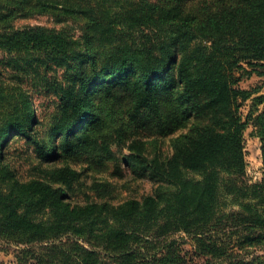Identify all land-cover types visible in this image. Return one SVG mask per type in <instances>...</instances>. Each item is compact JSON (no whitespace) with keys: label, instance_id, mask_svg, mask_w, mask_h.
<instances>
[{"label":"trees","instance_id":"obj_1","mask_svg":"<svg viewBox=\"0 0 264 264\" xmlns=\"http://www.w3.org/2000/svg\"><path fill=\"white\" fill-rule=\"evenodd\" d=\"M46 12L81 15V36L8 24L16 15ZM133 31L137 36L130 42H115L123 40L121 32ZM90 40L114 43L97 68ZM0 49L41 54L35 60L45 67L51 61L67 68L89 63L94 71L90 78L79 73L83 83L76 90L43 77L59 99L45 130L22 81L0 80V225L8 233L29 241L74 233L88 243L90 236L111 246L107 256L117 264L181 263L169 248L175 239L160 238L149 250L151 241L168 232L195 236L204 264L226 252V239L215 237L218 230L224 236L232 227L245 229L250 243L264 246V0H0ZM253 75L260 79L257 86H240ZM92 92L125 96L133 120L145 111L160 116L162 101L173 99L193 125L173 140L169 155L147 153L139 132L119 128L112 139L117 154L111 142L94 138L100 116ZM247 126L260 141L263 177L257 182L245 177ZM167 129L165 122L159 133ZM15 137L32 146L38 176L21 180L6 162ZM98 145L112 173L120 174L123 164L149 178L152 192L120 203L91 196L73 202L69 189L86 169L65 162ZM60 159L64 163L56 164ZM100 186L106 189L105 182L91 185ZM37 208L47 209L48 216L36 217ZM84 250L83 264L102 262ZM255 262L264 264L262 257Z\"/></svg>","mask_w":264,"mask_h":264},{"label":"rangeland","instance_id":"obj_2","mask_svg":"<svg viewBox=\"0 0 264 264\" xmlns=\"http://www.w3.org/2000/svg\"><path fill=\"white\" fill-rule=\"evenodd\" d=\"M10 27L19 29L22 27L39 26L61 31L73 38L80 37L84 30V18L81 15L62 16L56 12H46L34 15H16L8 20ZM123 40L115 42H130L137 32L127 34L121 32ZM96 54V68L100 67L105 58L112 53L113 44L105 40H90ZM42 56L38 53L25 55L23 53H8L0 49V80L10 81L11 79L22 81L23 88L30 95L36 108L39 118V127L45 130L54 120V116L59 111V99L53 94L51 87L45 85L43 77L58 82L67 88L78 89L83 83L79 80V73L90 78L94 71L89 63L82 66L60 67L52 61L49 67L39 65L36 57ZM33 64L30 66L29 64ZM34 68V69H33ZM260 79L253 75L243 78L240 86L252 88L259 84ZM54 85V84H53ZM48 86V87H47ZM51 86V85H50ZM56 86V84H55ZM92 99L96 110L100 116L97 131L94 138L98 144L105 141L112 143L116 131L121 128L125 132H139L145 151L149 154L155 151L169 155L172 152L173 140L183 133L190 130L193 119L184 117L180 112L179 106L173 99H166L161 104V115L157 116L149 111L143 112L135 120L131 119L126 110V97L119 95L116 97H106L102 93H93ZM248 104V103H246ZM243 112L246 106L242 107ZM169 124L166 132L159 133V128H164V124ZM243 144L246 160L245 177L249 182H257L263 177V163L260 151L259 138L254 134L251 126H247L243 132ZM112 149L119 154L120 150L112 143ZM128 152L126 148L121 152ZM100 146L91 150L68 157L65 163L85 172L80 179L70 187V197L73 202L82 203L86 196L96 197L98 200H105L111 203H120L129 198H142L152 192L153 182L146 177L135 176L129 167L121 164V173L114 174L113 164L101 156ZM32 151V146L20 138L14 140L8 146L6 162L16 169L18 177L29 179L38 176L33 169L36 160ZM63 159L56 164H63ZM84 167V168H81ZM93 181L105 182L106 189L98 187L92 188ZM34 215L39 218L48 216L47 209H34ZM97 224L101 226L102 220ZM129 225L131 223L128 222ZM218 230L215 237L226 239L228 243L226 252L219 257H212L209 264H256V258L262 257L264 260V246L257 243H250L246 236L247 230L236 231L232 227L226 235L219 234ZM251 236H256L253 235ZM74 233H66L61 236L47 239V241L28 240L26 235L20 233H8L0 225V264H83L86 259V250L94 251L95 258L102 262L99 264H117L108 258V253L113 252L111 246L104 245L102 241L94 240L88 236L89 242L83 238H76ZM160 238L164 240L176 241L169 247L170 250L183 258L179 264H204L202 258L197 257L196 237L184 231L168 232L156 238V242H150L149 250L153 251L160 243ZM161 244V243H160Z\"/></svg>","mask_w":264,"mask_h":264}]
</instances>
